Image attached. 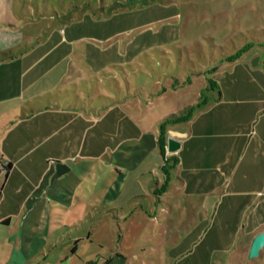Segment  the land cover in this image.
<instances>
[{
    "label": "rangeland",
    "instance_id": "rangeland-1",
    "mask_svg": "<svg viewBox=\"0 0 264 264\" xmlns=\"http://www.w3.org/2000/svg\"><path fill=\"white\" fill-rule=\"evenodd\" d=\"M4 1L0 11L10 10L16 24L0 32V73L8 65L22 77L23 106L44 102L58 113L59 142L45 164L69 168L50 177L46 168L41 180L72 210H91L82 224L55 231L58 246L48 257L41 259L44 249L28 264H58L68 237L88 230L69 264L110 257L107 264H264V245L252 257L245 251L250 235L264 231L262 181L248 180L250 205L211 217L201 200L236 195L216 184L208 195L187 197L179 184L188 171L175 157L193 150L206 157L235 124L256 141L264 113V0ZM173 130L186 131L176 139L185 145L162 150L160 136L167 140ZM208 161L200 159L198 175L212 173ZM107 181L119 199L128 196L119 207L124 219L101 218ZM7 252L0 241V256Z\"/></svg>",
    "mask_w": 264,
    "mask_h": 264
},
{
    "label": "crops",
    "instance_id": "crops-1",
    "mask_svg": "<svg viewBox=\"0 0 264 264\" xmlns=\"http://www.w3.org/2000/svg\"><path fill=\"white\" fill-rule=\"evenodd\" d=\"M2 2L5 6V1ZM15 24L16 20L10 10L0 11V32L8 31ZM2 69L0 117L4 119L0 122V241L2 245L8 247V252L0 256V264H28L36 261L37 254L44 249L47 253L43 254L41 259L48 257L52 249L58 246L55 231L62 227L69 229L71 224L75 226L82 224L85 216L91 214V210L84 208L72 210L62 201L64 199L60 198L57 189L45 188L47 183L44 179L41 180L44 177L41 174L47 168L45 175L52 176L57 161L48 167L45 164V159L52 156L59 142L56 131L58 113L50 104L44 102L29 109L23 106L22 94L17 90V84L22 77L19 75V78L8 65ZM39 81V78L34 81L31 77V83L39 84ZM235 125L228 126L226 136L223 138L218 136L215 141L213 140L210 153L206 157H202L199 151L194 150L186 155H181L179 151V156L175 155L181 165V171H188L182 176L179 184L183 189L182 193L187 197L208 195L216 184L225 185V193L236 195V198L232 199H225L226 195L223 194L219 199L208 197L201 200L199 206L205 208L208 211L207 215L211 217L223 218L228 209L250 205L244 197L246 194L244 189L251 184L249 179L262 181V184L258 183L264 188V113L259 115L255 142H249L244 138V134L247 133L244 126ZM178 134L185 135L186 131L173 130L169 136L177 139ZM181 145H185L183 139ZM201 158L209 160L206 167L212 171L211 174L201 176L196 172ZM110 181L100 189L101 204L104 205L101 218L110 220L109 217L112 216L115 218L123 216L124 219L125 216L119 211V207L126 204L128 196L126 199H119L120 189ZM116 183L120 186L118 181ZM96 196L94 203L100 202ZM257 204L264 206V195ZM159 210L164 211L165 208L161 206ZM128 229L129 227L126 231L121 230L123 239L129 234ZM257 232L260 231L257 230L250 235L246 252L250 249L252 237ZM90 235L88 230L85 235L69 236L60 249L61 254L55 257V262L61 264L67 261L69 264L73 261L78 241L88 239ZM72 240L74 243L71 245ZM68 248L71 250L68 251ZM111 259L113 257L106 262Z\"/></svg>",
    "mask_w": 264,
    "mask_h": 264
},
{
    "label": "water",
    "instance_id": "water-1",
    "mask_svg": "<svg viewBox=\"0 0 264 264\" xmlns=\"http://www.w3.org/2000/svg\"><path fill=\"white\" fill-rule=\"evenodd\" d=\"M178 147H180V141L176 140L174 137H167L166 140V148L169 151H174ZM68 166L65 163H62L60 161L55 162V171L53 172V176L55 175H60L64 171L68 170ZM264 245V231L257 232L255 235H253L251 244H250V249H248V256L252 257L254 255H258L259 250L261 247Z\"/></svg>",
    "mask_w": 264,
    "mask_h": 264
},
{
    "label": "trees",
    "instance_id": "trees-1",
    "mask_svg": "<svg viewBox=\"0 0 264 264\" xmlns=\"http://www.w3.org/2000/svg\"><path fill=\"white\" fill-rule=\"evenodd\" d=\"M160 143H161V149L163 150L164 149V146H165V144H166V138L164 137V136H160ZM4 169H7L8 168V166H7V168L6 167H3Z\"/></svg>",
    "mask_w": 264,
    "mask_h": 264
}]
</instances>
